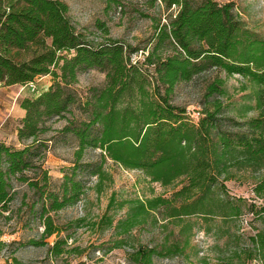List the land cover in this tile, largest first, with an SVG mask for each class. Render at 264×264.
<instances>
[{
	"label": "trees",
	"instance_id": "obj_1",
	"mask_svg": "<svg viewBox=\"0 0 264 264\" xmlns=\"http://www.w3.org/2000/svg\"><path fill=\"white\" fill-rule=\"evenodd\" d=\"M158 1L176 7V14L158 29L142 63H134L128 48L106 37L107 32L102 43H95L89 34L77 31L68 6L59 0H0V85L25 87L47 75L51 79L48 90L16 101L25 112L15 135L23 148L14 150L0 142V210L9 211L17 195L13 184H25L39 195L42 238L60 232L49 213L77 202L83 194L80 182L68 175L57 191L46 193L47 171H41L40 180L35 176L40 169L39 151L45 152L50 141L43 139L52 131L48 123L67 121L76 110L80 120L58 132L75 137V164L86 151L98 152L99 163L92 171L97 194L104 181H111L100 168L106 160L140 171L148 182L171 189L169 198L119 203V208H126L124 219L114 226L111 217L103 219L119 235L150 220L155 223L157 215L176 225V220L190 216L205 223L214 216L228 222L248 212L244 215L264 225V41L247 30L231 3ZM88 70L103 73L105 85L82 101L72 87L78 75ZM210 70L247 82L255 117L226 114L222 100L227 91L218 77L205 84L197 120L172 102L178 85ZM229 181L250 186L247 202L229 196ZM112 206L109 203L107 209ZM248 241L250 248L233 256H244L242 264L245 260L262 264L264 229L249 235ZM64 243L56 240L49 247L50 255L60 256ZM180 247L172 243L163 244L159 251L141 248L129 259L151 264L154 256L181 254L185 247Z\"/></svg>",
	"mask_w": 264,
	"mask_h": 264
},
{
	"label": "rangeland",
	"instance_id": "obj_2",
	"mask_svg": "<svg viewBox=\"0 0 264 264\" xmlns=\"http://www.w3.org/2000/svg\"><path fill=\"white\" fill-rule=\"evenodd\" d=\"M69 9V17L77 29L89 34L95 43H102L106 37L123 43L128 48L132 62L142 63L145 51L151 49L158 29L174 17L177 8H167L158 0H59ZM198 0H191L194 3ZM219 5L231 3L234 12L244 22L247 30L264 41V0H214ZM105 32L108 35L105 37ZM153 67L149 69L152 75ZM218 77L224 80L227 96L222 100L225 112L231 117L250 119L257 113L250 97L248 84L238 76L227 77L223 72L210 70L194 78L188 84H180L174 90L172 102L192 112L202 111L201 96L206 82ZM45 84L36 82L37 91L32 93L25 88H17L15 93H0V100L5 107L0 109V142L17 150L23 145L13 135L19 117L17 99L27 95L33 97ZM105 85V75L97 70H88L78 75L77 83L72 87L75 93L85 101L91 91L100 90ZM247 87L245 92L240 89ZM81 114L74 111L66 120L49 122L52 131L43 136L47 149L39 151L36 177L40 180L41 171H47L49 179L45 193L57 191L68 175L82 187L79 200L58 212H50L59 233L49 238H42L44 231L42 219L38 217L39 195L25 184L14 183L17 195L8 212L0 210V264H137L129 255L141 248H155L178 243L183 248L181 254L154 256L151 264H242L244 256L238 255L250 248L248 237L264 229V225L255 222L244 212L237 220L223 221L214 216L208 222H202L196 216L176 220L168 224L157 215L156 222L137 226L128 234L119 235L113 226L124 219L126 208H119V203L128 200H145L162 196L169 198L170 188L148 182L140 171L126 170L110 160L101 164V169L111 177L104 181L103 190L96 193L97 178L92 171L98 165V152L86 151L78 164H75L74 153L77 141L71 134L60 131L69 122L79 121ZM11 121L7 125L8 121ZM56 131V132H55ZM31 176V174H28ZM34 176V177H35ZM33 177V176H31ZM41 182L40 185H43ZM226 187L230 197L248 199L250 186L246 183L229 181ZM245 200V202H247ZM109 203L113 206L108 208ZM105 216L111 217L113 226L105 225ZM185 229V231H183ZM227 232V235L223 234ZM64 240L63 253L54 257L49 253L56 240ZM41 243L39 246L30 244ZM185 241L187 245H184ZM244 264H260L257 261ZM264 264V262L262 263Z\"/></svg>",
	"mask_w": 264,
	"mask_h": 264
},
{
	"label": "crops",
	"instance_id": "obj_3",
	"mask_svg": "<svg viewBox=\"0 0 264 264\" xmlns=\"http://www.w3.org/2000/svg\"><path fill=\"white\" fill-rule=\"evenodd\" d=\"M43 80H45V84L42 86V88H39V91H45V90H48V88L50 87V85H51V79H50V77H48V75L47 76H45V77H42V78H40L39 80H37L36 82H42ZM17 88H20V89H22V90H24L26 87H20V86H18V85H13V86H1L0 85V93L1 92H4V93H8V92H13V93H15L17 90ZM24 96H26V95H24ZM2 107H5V105H4V103H2L1 102V100H0V109L2 108ZM17 107L19 108V117H18V120H17V124H16V129L19 127V124H20V121L24 118V115H25V112L22 110V109H20V107L18 106V104H17ZM10 120L7 122V125H9L10 124ZM16 129H15V131H14V133H13V135H16ZM4 143V142H3Z\"/></svg>",
	"mask_w": 264,
	"mask_h": 264
},
{
	"label": "built area",
	"instance_id": "obj_4",
	"mask_svg": "<svg viewBox=\"0 0 264 264\" xmlns=\"http://www.w3.org/2000/svg\"><path fill=\"white\" fill-rule=\"evenodd\" d=\"M25 87L28 88V90H29L30 92L32 91V93H34V92L37 91L35 84H29V85H27V86H25ZM187 114L189 115V117H191V118L194 119V120H197V119L199 118V116H200L199 111H197V112H192V113H191V112L188 110V111H187Z\"/></svg>",
	"mask_w": 264,
	"mask_h": 264
}]
</instances>
